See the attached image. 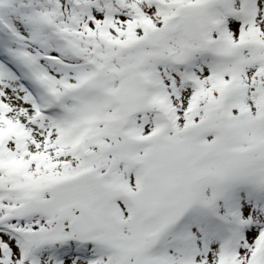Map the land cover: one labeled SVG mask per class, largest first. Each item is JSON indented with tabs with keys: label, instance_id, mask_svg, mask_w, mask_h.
Listing matches in <instances>:
<instances>
[{
	"label": "snow or ice",
	"instance_id": "6c2138e0",
	"mask_svg": "<svg viewBox=\"0 0 264 264\" xmlns=\"http://www.w3.org/2000/svg\"><path fill=\"white\" fill-rule=\"evenodd\" d=\"M0 264H264V0H0Z\"/></svg>",
	"mask_w": 264,
	"mask_h": 264
}]
</instances>
